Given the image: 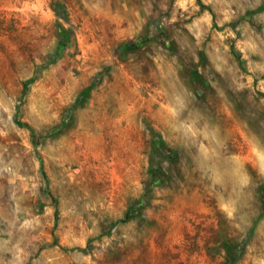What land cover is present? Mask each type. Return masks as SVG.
I'll list each match as a JSON object with an SVG mask.
<instances>
[{"label":"rangeland","instance_id":"obj_1","mask_svg":"<svg viewBox=\"0 0 264 264\" xmlns=\"http://www.w3.org/2000/svg\"><path fill=\"white\" fill-rule=\"evenodd\" d=\"M0 264H264V0H0Z\"/></svg>","mask_w":264,"mask_h":264},{"label":"trees","instance_id":"obj_2","mask_svg":"<svg viewBox=\"0 0 264 264\" xmlns=\"http://www.w3.org/2000/svg\"><path fill=\"white\" fill-rule=\"evenodd\" d=\"M69 33H70V29L69 28H66L64 26L61 27V32L58 34V37H60L61 43H62V46L63 47L66 46V45H68L69 42H70V35H69ZM130 48H131V45L130 44H124V45L121 46V48L119 49V51L120 52H124V51H126V50H128ZM55 56H56V54H55ZM55 60H56V57L55 58H51L48 62L49 63H53V62H55ZM43 67L44 66H41L40 68H43ZM130 210H131V208H130ZM127 215L129 216V211H128ZM128 219L129 218H124V219H121L119 221H127ZM90 247H91V243H89L87 245V247H78V249H80L82 251H88L90 249Z\"/></svg>","mask_w":264,"mask_h":264}]
</instances>
